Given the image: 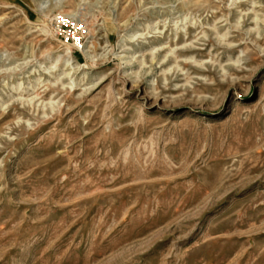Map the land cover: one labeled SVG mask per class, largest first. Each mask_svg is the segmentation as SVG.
Segmentation results:
<instances>
[{
	"label": "rangeland",
	"instance_id": "374dc122",
	"mask_svg": "<svg viewBox=\"0 0 264 264\" xmlns=\"http://www.w3.org/2000/svg\"><path fill=\"white\" fill-rule=\"evenodd\" d=\"M0 264H264V0H0Z\"/></svg>",
	"mask_w": 264,
	"mask_h": 264
}]
</instances>
